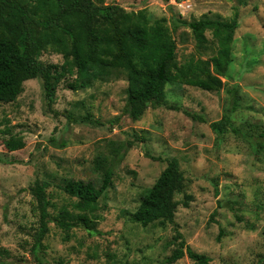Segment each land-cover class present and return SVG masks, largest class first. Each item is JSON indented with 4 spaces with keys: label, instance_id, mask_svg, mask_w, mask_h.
Segmentation results:
<instances>
[{
    "label": "rangeland",
    "instance_id": "1",
    "mask_svg": "<svg viewBox=\"0 0 264 264\" xmlns=\"http://www.w3.org/2000/svg\"><path fill=\"white\" fill-rule=\"evenodd\" d=\"M103 4L118 5L123 13L143 10L149 24L165 18L179 65L209 60L217 44L206 32L207 43L197 48L190 28L173 30V20H236L223 86L216 92L168 84L163 105L149 107L134 121L124 113L123 70L77 91L67 88L72 79L66 78L50 107L42 80L25 81L14 102L0 103V264H38L31 253L37 218L30 188L35 181L48 183L51 217L62 208L70 210L75 199L59 186L70 179L98 186L94 160L121 143L130 146L99 202L100 234L91 236L75 226L64 241V231L49 223L41 264H166L175 225L210 264H264V0H188L189 9L174 0ZM40 59L62 63V55L49 46ZM234 87L235 96L229 93ZM224 114L231 128L218 136L210 123ZM9 140L18 144L16 150H8ZM171 159L185 179L176 200L188 197L187 207H177L174 224L143 228L130 222L128 213L136 211ZM173 264L195 263L184 256Z\"/></svg>",
    "mask_w": 264,
    "mask_h": 264
},
{
    "label": "trees",
    "instance_id": "2",
    "mask_svg": "<svg viewBox=\"0 0 264 264\" xmlns=\"http://www.w3.org/2000/svg\"><path fill=\"white\" fill-rule=\"evenodd\" d=\"M103 1L0 0V103L14 102L25 81L39 78L50 107L59 84L66 78L72 79L67 88L77 91L120 69L127 78L124 113L138 121L149 107L163 105L168 84L216 92L222 88L221 78L226 76L231 63L233 35L238 28L236 20L208 17L190 23L173 20V30L180 25L190 28L197 48L207 43L206 32L211 33L217 44L216 53L209 60H191L179 65L175 41L165 25V18L149 24L145 11L123 13L118 5H104ZM48 46L62 55L61 64L41 61ZM236 92L237 87L229 90L233 96ZM229 127L231 120L226 114L221 120L210 123L218 136ZM6 146L9 151L18 148L13 140L7 141ZM129 146L130 143H121L113 146L108 155H97L94 169L100 172L98 186L90 181H64L60 189L75 200L70 210L62 208L54 217L48 212L51 207L46 194L48 183L35 181L30 188L32 212L37 218L31 253L38 264H41L40 249L51 222L64 231V241L69 239L68 233L75 226H81L91 236L100 234L96 228L102 220L98 214L99 202L105 199L113 172ZM184 186L178 162L168 160L154 184L145 190L136 211L128 213L129 221L143 228L174 224L177 207L180 204L187 207L189 203L188 197L182 203L176 200ZM174 232V249L165 258L166 264H173L184 256L195 264L211 263L209 257L186 244L176 225Z\"/></svg>",
    "mask_w": 264,
    "mask_h": 264
},
{
    "label": "built area",
    "instance_id": "3",
    "mask_svg": "<svg viewBox=\"0 0 264 264\" xmlns=\"http://www.w3.org/2000/svg\"><path fill=\"white\" fill-rule=\"evenodd\" d=\"M174 3H176L180 7H184L185 9H189L190 5L188 4V0H174Z\"/></svg>",
    "mask_w": 264,
    "mask_h": 264
}]
</instances>
